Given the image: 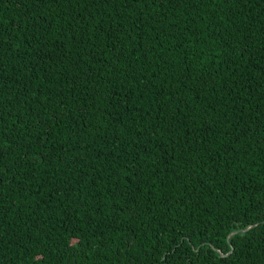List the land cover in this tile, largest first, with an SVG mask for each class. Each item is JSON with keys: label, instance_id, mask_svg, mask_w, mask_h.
Wrapping results in <instances>:
<instances>
[{"label": "trees", "instance_id": "obj_1", "mask_svg": "<svg viewBox=\"0 0 264 264\" xmlns=\"http://www.w3.org/2000/svg\"><path fill=\"white\" fill-rule=\"evenodd\" d=\"M0 136V264H264V0H0Z\"/></svg>", "mask_w": 264, "mask_h": 264}, {"label": "snow or ice", "instance_id": "obj_2", "mask_svg": "<svg viewBox=\"0 0 264 264\" xmlns=\"http://www.w3.org/2000/svg\"><path fill=\"white\" fill-rule=\"evenodd\" d=\"M10 147V143L5 140L2 136H0V149L8 148Z\"/></svg>", "mask_w": 264, "mask_h": 264}, {"label": "water", "instance_id": "obj_3", "mask_svg": "<svg viewBox=\"0 0 264 264\" xmlns=\"http://www.w3.org/2000/svg\"><path fill=\"white\" fill-rule=\"evenodd\" d=\"M245 230H247V229H245ZM245 230H243V231H245ZM232 234H233V233H232ZM230 235H231V234H230ZM220 255H221V256H224V255H223V254H221V253H220Z\"/></svg>", "mask_w": 264, "mask_h": 264}]
</instances>
